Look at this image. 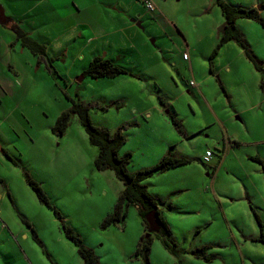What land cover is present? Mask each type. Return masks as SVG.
<instances>
[{
	"label": "rangeland",
	"instance_id": "1",
	"mask_svg": "<svg viewBox=\"0 0 264 264\" xmlns=\"http://www.w3.org/2000/svg\"><path fill=\"white\" fill-rule=\"evenodd\" d=\"M145 1L81 4L97 13L98 27L105 26L106 35L97 34L92 43L85 28L79 31L87 39L74 46L55 41L60 25L47 30V19L33 38L27 34L45 47L44 54H33L17 39L4 48L3 65L19 93L0 95L6 99L0 103V142L13 159L0 151L5 180L0 193L10 194L0 201V264H84L64 223L93 248L101 264H143L136 252L146 232L135 206L123 225L103 227L124 183L112 170L97 169L99 148L77 115L63 135L53 132L60 115L72 109V99L86 104L96 127L122 135L119 155L130 154L131 173L156 166L170 149L190 160L145 182L164 203L159 208L178 251L172 254L152 233L150 264H264L259 241L264 171L253 158L264 163V71L255 68L239 43H222L225 18L215 0H150L154 12ZM225 1L236 8L264 5V0ZM241 22V28L236 25L251 55L264 62V25ZM96 56L127 73L100 79L84 75ZM171 115L181 122L185 137ZM226 135L239 143L219 163ZM207 150L215 152L211 163L202 161ZM26 172L53 209L38 199ZM213 187L230 202L225 207L232 222L218 210ZM204 247L205 256L197 257Z\"/></svg>",
	"mask_w": 264,
	"mask_h": 264
},
{
	"label": "trees",
	"instance_id": "2",
	"mask_svg": "<svg viewBox=\"0 0 264 264\" xmlns=\"http://www.w3.org/2000/svg\"><path fill=\"white\" fill-rule=\"evenodd\" d=\"M216 4L220 7L225 21L221 27L223 35L222 43H228L235 41L239 43L249 59L253 62L255 68L259 71H264V62L256 59L250 53L249 46L244 41L240 30L237 28V21L241 19L253 20L264 25V18L261 15V11L264 10V5L259 8H236L229 5L225 0H215ZM12 31L16 34V39L22 42L25 48H28L33 54H44L45 47L36 41L30 39L28 35L19 26H14ZM216 54V52L214 53ZM213 54V56H214ZM49 61V59H48ZM127 71L112 60L102 59L100 57L94 59L89 67L84 71V75H90L94 79L100 78H116ZM222 86V85H221ZM223 91L224 87H222ZM72 109L63 112L58 118L56 126L53 128V132L58 135H63L69 128L70 120L73 115H77L80 122L86 129L91 143L99 148V155L95 161V165L98 170H112L116 177L124 183V190L121 193L118 202L111 214H109L104 222L103 227L111 225H123L126 221L129 208L135 206L138 209L139 216L141 217L146 234L142 237L136 252V257L141 259L143 264H150V253L153 243V235H148L149 225L147 222V216L154 213L159 223L160 230L156 232V238L161 241L166 249L172 254H177V247L173 240L170 239L172 235L169 226L165 219L162 217L160 206L164 205L158 198L148 191L146 181L152 178L154 175L165 173L169 170L179 168L181 166L189 164L190 160L185 157H177L170 149L163 159L154 167L150 169L141 170L136 173L129 171L128 165L130 162V154L122 157L119 155V150L125 143V139L121 134L113 135L109 130L96 127L91 119L89 108L80 99H72ZM172 123L176 130L182 135L186 136V132L179 121L174 115H171ZM235 145H238L236 143ZM6 156L12 161L13 159ZM222 155L219 156V163L223 159L224 150ZM258 162L262 163L264 171V163L260 157H253ZM14 162V161H13ZM15 164V163H14ZM27 182L33 191L36 193L38 199L53 209V206L43 191L41 185L32 179L26 172ZM169 208H171L169 206ZM56 216L61 219L60 213L54 209ZM259 224L262 227V222L256 215ZM66 236L77 247L80 257L83 259L84 264H101L99 258L95 254L93 248L84 244L80 236L63 224ZM37 238V237H36ZM259 241L264 243V232L261 231ZM206 248H202L195 252L197 257L205 256ZM208 261V258H205Z\"/></svg>",
	"mask_w": 264,
	"mask_h": 264
},
{
	"label": "crops",
	"instance_id": "3",
	"mask_svg": "<svg viewBox=\"0 0 264 264\" xmlns=\"http://www.w3.org/2000/svg\"><path fill=\"white\" fill-rule=\"evenodd\" d=\"M81 4L96 6L94 5L93 0H0V6L2 7V10L4 11L6 17V22L4 24L0 23V95L1 96L2 95L5 96L7 91L11 92L9 97H15L18 95L17 93H19L17 89H14V85H13L14 80L11 76L8 75L7 67L3 65L4 61L2 56L4 48L7 47L8 44H12L13 41L16 39V34L12 31V28L14 26H20L22 30L26 32V34H28L30 37L33 38L34 37L33 34L35 32H38L37 30H40V28L45 27L47 25L48 23L47 19H48L51 24L47 30H52L54 27V23H58L60 25L58 28V32H53L54 35L56 36V39L54 40L62 42V40L64 39L65 41L64 43H66L67 46H70V44L71 46L72 45L74 46V44L77 41L83 42L87 39L86 34H84L83 31H79L80 28H85L86 32L91 35V38L88 39L87 42L90 41L92 43L94 42V40H98L99 36H97V34L106 35L102 33V30L105 29V26L101 28L96 25L95 18L98 16L97 13H95V11L92 8H88V6L82 8ZM254 6L255 5H250L251 8H254ZM261 15L264 16V10L261 11ZM74 18L76 19L75 23L72 22ZM25 19H27L26 23L24 22ZM57 20L59 22H57ZM241 21H244V19L237 21V23L239 22V27L242 26L240 24L242 23ZM62 23H66V24L63 25ZM23 24H26L28 28L25 29L23 27ZM126 29L131 30V25H128ZM50 46L51 45H48V47ZM96 58H98V56H96ZM184 60L187 61L188 59H184ZM224 90H225L224 93H227L226 89ZM1 96H0V103H3L4 101H6V99ZM6 97H8V95ZM261 102H262L261 106L264 108V99H262ZM262 120L263 119H261V121ZM223 142L221 144V147H224L223 149L224 152H226L227 150L229 151H231L232 149L234 150L235 149L234 147L238 146L235 144L239 143L237 142V140L232 139L227 135L225 136V141ZM0 151L2 152V154L6 155L5 152L7 151L4 149V146L2 145L1 142H0ZM216 169L213 170L214 173L212 176L216 174L215 173ZM161 175H166V174L164 173ZM4 181L5 180L0 176V182H4ZM164 181L167 180L164 179ZM212 192H213L212 193L213 196H215V198H218L220 200V208H218V210L222 211L228 222L229 220L232 222V218L228 214L227 209L225 207V205L230 202L226 197H224V195L218 192L214 187ZM8 195L10 196L8 191L6 194L4 193L3 195L0 193V201L4 200V198ZM232 217H233V221L235 222L236 217L234 215Z\"/></svg>",
	"mask_w": 264,
	"mask_h": 264
},
{
	"label": "water",
	"instance_id": "4",
	"mask_svg": "<svg viewBox=\"0 0 264 264\" xmlns=\"http://www.w3.org/2000/svg\"><path fill=\"white\" fill-rule=\"evenodd\" d=\"M5 22H6V17L4 11L2 10V7L0 6V23L4 24ZM146 219L149 225L148 235H151L152 233H156L160 230L159 223L154 213L149 214Z\"/></svg>",
	"mask_w": 264,
	"mask_h": 264
},
{
	"label": "built area",
	"instance_id": "5",
	"mask_svg": "<svg viewBox=\"0 0 264 264\" xmlns=\"http://www.w3.org/2000/svg\"><path fill=\"white\" fill-rule=\"evenodd\" d=\"M145 5H146L147 9L151 12H154L156 10L154 3L150 0H146ZM184 59H188V56L184 55ZM191 86H195V83L191 82ZM214 157H215V152L212 150H207L205 155L203 156V161L205 163H211L213 161Z\"/></svg>",
	"mask_w": 264,
	"mask_h": 264
}]
</instances>
